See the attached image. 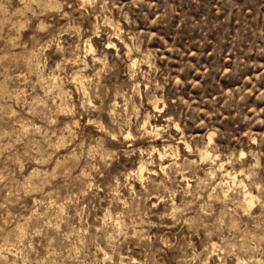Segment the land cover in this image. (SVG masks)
I'll list each match as a JSON object with an SVG mask.
<instances>
[{
	"label": "clouds",
	"instance_id": "obj_1",
	"mask_svg": "<svg viewBox=\"0 0 264 264\" xmlns=\"http://www.w3.org/2000/svg\"><path fill=\"white\" fill-rule=\"evenodd\" d=\"M208 2L219 39L190 11ZM172 17L216 58L218 100L170 94L151 26ZM253 95L264 0H0V264H264Z\"/></svg>",
	"mask_w": 264,
	"mask_h": 264
},
{
	"label": "rangeland",
	"instance_id": "obj_2",
	"mask_svg": "<svg viewBox=\"0 0 264 264\" xmlns=\"http://www.w3.org/2000/svg\"><path fill=\"white\" fill-rule=\"evenodd\" d=\"M217 7H219L218 4L208 2L194 6L190 11L200 12L205 19L211 18L213 25L220 29L216 32V39H219L223 28L227 26L229 21L227 19L216 20L215 17L219 15L216 12ZM231 22L236 23L237 20L234 18ZM151 30L157 32V35L152 38L151 46L160 50L161 59L159 63L162 72L171 76H178L183 81L182 84L171 87L170 94L173 97L183 96L185 99L191 100L194 105L200 104L205 99L218 100V90L221 87L219 80L222 77L218 78L214 70L209 67V65L216 63V58H210L209 53L192 43L193 40L198 39L199 31H193L191 25L181 24L178 17H172L166 23L151 26ZM168 45H173L178 51H172ZM228 57L235 59L234 53L225 52L222 62L227 64L229 62ZM187 61H191V64H187ZM181 68H184V71H179ZM236 79H240V77L237 76ZM197 80H200L199 84L196 83ZM241 82H243L242 79ZM228 83L232 84L233 80L230 79ZM254 104L264 106V102L258 101L253 95L239 107L246 109Z\"/></svg>",
	"mask_w": 264,
	"mask_h": 264
}]
</instances>
